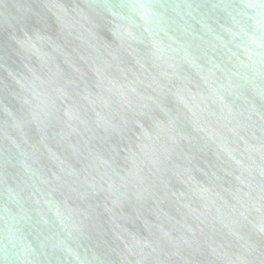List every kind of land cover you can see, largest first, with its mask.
Segmentation results:
<instances>
[{
  "label": "water",
  "instance_id": "1",
  "mask_svg": "<svg viewBox=\"0 0 264 264\" xmlns=\"http://www.w3.org/2000/svg\"><path fill=\"white\" fill-rule=\"evenodd\" d=\"M0 264H264V0H0Z\"/></svg>",
  "mask_w": 264,
  "mask_h": 264
}]
</instances>
